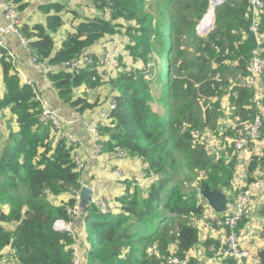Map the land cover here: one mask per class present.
<instances>
[{"label": "trees", "instance_id": "1", "mask_svg": "<svg viewBox=\"0 0 264 264\" xmlns=\"http://www.w3.org/2000/svg\"><path fill=\"white\" fill-rule=\"evenodd\" d=\"M7 1L20 12L28 6L26 0ZM92 1L100 16L82 21L58 50L54 35L63 27L65 3L41 5L46 23L26 24L19 29L37 63L56 70L48 78L59 96L80 113L94 109L97 103L76 99V91L82 86L98 88L99 72L96 65L77 69L66 66L105 36L124 30L130 39L126 49L134 59H142L144 64L154 57L159 60L156 88L147 79V67L119 74L113 82L118 92L111 116L113 126H99L105 152L121 148L143 158L149 164L148 176L152 173L157 180L149 186L146 197L138 186L132 194L128 187L126 195L118 198L123 212L116 216L101 214L91 203L84 210L90 245L87 264H161L163 261L148 253L154 245L165 258L169 247L176 245L178 254L184 257L199 243V231L190 219L201 217L205 210L197 190L189 189L198 172L206 174L199 189L209 185L213 190L232 193L237 159L212 160L205 145L193 142L188 128H207L211 115L217 118L212 110L219 109V104H207L225 95V75L233 68L226 61L238 63L233 68L236 73H247L249 53L256 45L250 31L249 0H227L218 7L215 27L206 37L196 33V25L206 14L210 0H189V4L187 0ZM174 8L182 13L175 15ZM259 27L264 35V17ZM189 39L191 45H187ZM195 50L201 53L196 56ZM1 52L6 93L0 108L10 109L19 130L10 134L0 157V206H9L7 214L0 212V220L15 225L12 231L0 226V256L9 246L15 252L14 264H75L73 235L57 231L54 224L58 220L71 222L68 208L80 204L75 196L83 189L82 172L74 161L73 148L64 139L53 146L51 128L41 123L36 94L42 93L34 84L22 83L6 52ZM160 91L165 93L169 107L165 117L154 110L162 101L156 96ZM234 92L237 96H231V102L237 117L253 118L257 112L255 91L237 86ZM262 104L264 108V98ZM259 161L255 157L250 170ZM67 193L74 196L65 206H55L48 200L49 195ZM260 264H264V251Z\"/></svg>", "mask_w": 264, "mask_h": 264}, {"label": "crops", "instance_id": "2", "mask_svg": "<svg viewBox=\"0 0 264 264\" xmlns=\"http://www.w3.org/2000/svg\"><path fill=\"white\" fill-rule=\"evenodd\" d=\"M26 1L28 3L27 8L23 12H20L22 26L26 24L30 26L38 24L44 25L46 23V17L41 13L39 7L41 5L57 1L62 3L63 0ZM65 2H67V4ZM64 3L66 4V6L70 4H77L79 6L85 5L87 7H85L86 11L94 9L97 11V13L93 17H88L87 15L86 17H83L77 12V10H68L70 7H67L63 13V27L57 34L54 35L56 50L61 47L62 43L67 40L70 34L75 32L76 27L82 21L90 18H95L97 17L98 13L101 14L97 9L94 8L93 5H91V1L89 0H82L81 2H79L78 0H66L64 1ZM70 13L72 14V16L67 18L66 16ZM6 24L7 21L5 20L4 15L0 13V25L3 26ZM120 35L121 34L105 36V38L99 41L96 46L92 47L86 52L87 54L95 56L96 58H100L103 55L104 51L113 53L117 52L120 55V63L119 69L110 67L98 68L99 78L101 81V85L98 88L89 89L85 86H82L81 88L77 89L75 94L76 99L83 98L90 104L97 103V106L94 109L87 110L84 113H80L83 117L82 121L76 120L75 114L78 112L75 111L59 96L58 91L54 89L50 79L48 78V74L50 72H56V70L47 66L37 67L32 62L30 53L23 46L20 38L14 34L7 37L9 46L12 48L16 56L19 70L22 71L24 77L36 86L37 90L45 96L54 110L63 115L67 120H76V122L73 123L71 127V131L79 139L80 147L76 151V153H74V156L78 154L87 166V169L81 173L82 187L94 188V197L104 199L107 202L110 210L112 209L113 213H117V211L119 210L121 211V206L119 205L118 198L122 197L124 193H127L128 187L130 193L134 191L135 186H138V188L142 190V193H146L149 186L157 180V177H150L148 176L147 172H144L142 159L138 156L129 155L127 158L121 159L117 158L115 154L109 152H106L109 154L102 153L98 156H95L92 136L85 127V122L89 120L96 121L99 126H113L112 117L104 118L103 114H106L110 106L113 103H116L115 97L118 96V92L114 89L113 82L118 78L119 74L124 71L123 61H126V59H128V51L126 50V47L120 46L122 40V36ZM1 57L2 52L0 51V58ZM3 80V69L0 63V88L4 86ZM21 81L22 83H25V79H22ZM247 88L254 90L252 87ZM5 93L6 89L0 97V101L3 99ZM236 94V92L233 93V91L231 90V95ZM230 105L232 108L230 109L229 113L228 111H226L223 118L224 122L221 124V121H219L218 125L215 126L214 135L218 133L221 137L224 136L220 133L221 128L225 129L226 133L230 129H234V119L237 118V114L234 111V105L232 103ZM262 110L263 113L264 108H262ZM18 130L19 128L16 122V117L11 114L10 109L0 108V142H6L10 134ZM221 137L219 140V137L217 136L218 140L216 139L214 143L212 141L213 145L216 144L214 145L217 146L216 148L219 147L218 145H220L221 140H225L224 137ZM107 139L108 138H106V140ZM51 140L53 141V145L56 144L55 142L59 141L58 137L53 133L51 135ZM4 145L5 144H0V151L3 150ZM258 146V149H255L256 147H251L245 155L247 161L249 162V182H252L254 178L261 177V175L264 173V163L261 170H258V167H256L253 171L250 170V164L255 157H261V161L264 158V133ZM117 170L122 172V174L124 175L125 183L116 178L115 172ZM248 179L246 180V182L248 181ZM232 193L231 195H234L235 191ZM72 194L67 193L61 196L49 195L48 200L55 206H62V201L67 204L68 201L73 198L74 195ZM58 200L61 202L60 205L58 204ZM204 207L205 210L201 217L192 218V220H194L193 226L199 230V243L196 247L190 250L186 254V256L190 258L193 264H218L217 262H214L212 260V254L207 249V247L209 246V244L207 243L211 242L210 245L220 247L224 243L227 232L223 227L210 226L207 224L206 217L211 215L213 211L207 205L206 201ZM250 210L251 214L249 216H246L244 220L240 222L238 230L241 237L242 247L250 252L249 260L251 264H260L261 253L264 251V192L254 194V196L252 197ZM0 212L7 214L9 212V206H0ZM85 215H83V218H81V220L74 221L76 222V228L81 232L77 233L78 236H80V238L82 239V236L85 234L86 237H83L86 238V241L88 243L87 246L83 250H81L80 254L78 251V255L81 259L82 254H84L87 258L88 252L90 250V245L87 240V232L85 229ZM4 227L9 229L10 231L15 229V225L7 224ZM83 243H85V240H83ZM15 260V252L12 247L8 246L2 251L0 256V264H14V262H16ZM86 262H83V264H85Z\"/></svg>", "mask_w": 264, "mask_h": 264}, {"label": "built area", "instance_id": "3", "mask_svg": "<svg viewBox=\"0 0 264 264\" xmlns=\"http://www.w3.org/2000/svg\"><path fill=\"white\" fill-rule=\"evenodd\" d=\"M227 0H210V8L214 7V12L216 9L224 5ZM249 6L252 14V24L250 26V31L253 33L256 41L255 48L252 50L251 59L249 66L247 67V72L249 76L246 78V85L244 87H252L255 91L254 104L256 105L257 112L251 119L242 120L239 122L235 128V134L233 137H228L224 135L225 140L220 141L219 147L214 145H208L205 143L200 132L197 129L192 130V136L197 139L199 144L205 145L208 149L212 148L213 153L218 155L216 160L224 158L227 162L231 161L234 157L237 159V165L233 172L232 178V192L235 191L234 195L227 193L228 207L225 213L218 214L213 213L206 217V222L210 226L223 227L226 230V237L224 243L220 247L215 245H209L207 249L212 254V260L218 264H251L249 257L250 252L242 247L241 237L239 234V224L244 220L246 216L251 214L250 206L252 197L254 194H259L264 192V173L261 177L254 178L252 182H249V162L246 159V153L251 147L258 149L259 143L261 142L263 132H264V112L263 108V98H264V86H263V76H264V35L260 32L261 20L264 17V0H249ZM0 13L4 15L7 21L6 25H0V51L4 50L7 57L11 60L15 72L22 79H25V84L33 83L24 77L22 71L19 70L18 62L16 56L9 46L7 37L9 35H17L23 46L29 51L32 62L37 67H45V65L37 63L36 58L32 55L29 49V42L21 35L19 29L21 28L20 11L18 7L7 0H0ZM120 55L117 52L104 51L100 58L95 56L85 54L80 59L72 64H68L66 67H71L72 69L83 68L87 66L96 65L97 69L99 67H110L119 69ZM228 65H234L230 61H226ZM216 80H220L219 76ZM239 86V85H238ZM36 100L40 103L41 116L40 121L45 126L51 128L52 133L58 137V140L64 139L69 147L73 148V154L80 147L79 139L72 133L71 127L73 123L77 121H82L83 117L80 112L75 114L76 120H67L63 115L58 113L50 105L49 101L44 95L37 93ZM116 109V103H113L108 112L103 114L104 118H109L112 116L113 111ZM86 130L92 136V142L94 146V155L98 156L104 152L103 138L100 135L99 125L96 121L89 120L85 122ZM214 136V134H213ZM214 143V141H213ZM233 146L231 153L225 151V144ZM224 152V153H223ZM115 155L117 158H127L129 156V151L121 148L115 149ZM260 157V156H259ZM261 159V157L259 158ZM74 161L78 165V170L81 172L87 169L82 158L78 154L74 156ZM260 162V161H259ZM262 162L258 163V170L262 169ZM116 178L121 182L125 183V177L117 170L115 172ZM248 181L246 182V180ZM84 188V187H83ZM92 190L91 204H94L101 214L105 215V209L107 210L106 202L104 199L94 197L95 190ZM83 190V189H82ZM81 190V191H82ZM201 190V189H198ZM81 191L75 196V199L80 202ZM201 193V192H200ZM199 191L198 194L201 197ZM233 194V193H232ZM202 198V197H201ZM79 205L74 208H68V214L72 218L71 222L67 223L64 220H58L54 224V228L57 231H70L68 224H71L78 217ZM3 221L0 220V226H4ZM74 249V262L78 263V254H76ZM171 254L166 259V264H193L187 256H180L178 254V249L176 245L171 248Z\"/></svg>", "mask_w": 264, "mask_h": 264}, {"label": "rangeland", "instance_id": "4", "mask_svg": "<svg viewBox=\"0 0 264 264\" xmlns=\"http://www.w3.org/2000/svg\"><path fill=\"white\" fill-rule=\"evenodd\" d=\"M79 2H81L82 0H78ZM89 1H91V5H93V1L92 0H89ZM62 3H64V1H62ZM66 4H67V2H65ZM187 3L189 4V0H187ZM67 7L69 8L68 10H77V12L79 13V14H81L83 17H86V15L88 16V17H93L96 13H97V11L96 10H94V9H92V10H90V11H86V9H85V5H83V6H79V5H77V4H70V5H67ZM87 8V7H86ZM83 9H84V11H85V13H84V11H83ZM209 9H210V4H209V6H208V9H207V12H206V14L208 13V11H209ZM174 10V14L176 15V14H181L182 13V11L179 9V12H178V9H176V8H174L173 9ZM186 10H188V9H186ZM87 12V13H86ZM173 13V12H172ZM206 14L204 15V16H202V18L197 22V25H196V33L199 35V36H201V37H206L209 33H210V31H212V29H214V27H215V21H214V24H213V26L212 27H210V29H208V31L209 32H205V34H199V30H198V27H199V25H201V22H202V20L204 19V17L206 16ZM70 16H72V14L70 13L69 15H67L66 17L67 18H69ZM97 16H100V14L98 13V15ZM195 18L196 17H194L193 18V16H191V20H195ZM198 20V19H197ZM185 31H188V29H186ZM203 31H205V29H203ZM120 36H122L121 38H122V40H121V44H120V46L121 47H127L128 46V44H130V39H129V37L128 36H126V34H125V31L123 30L122 31V33H121V35ZM119 36V37H120ZM57 39V38H56ZM245 39V38H244ZM192 43H191V39H189L188 40V42H187V45H191ZM192 49H193V47H191ZM255 48V47H254ZM253 48V49H254ZM252 49V50H253ZM127 50V49H126ZM252 50L250 51V53H249V59H248V64H247V66L246 67H248L249 66V63H250V59H251V53H252ZM128 51V50H127ZM192 52V51H191ZM201 52H196V50H195V52H194V55H199ZM234 62V65H233V68H235L237 65H238V63L236 62V61H233ZM233 62H231V63H233ZM158 63H159V60L157 59V57H154L151 61H149V62H147V63H145L144 64V62L142 61V59H138V60H136V59H134V56H132L131 54H130V52L128 51V59H126V61H123V69H124V71L125 70H127V72H130L131 70H143L145 67H147V69H148V71H149V74L147 75V79H148V81L149 82H153L152 83V86H153V88H156V85H155V79H156V77H157V66H158ZM231 69V70H229L228 72H226V77H227V82H228V84L227 85H225V86H228V87H222V91L223 92H225L224 94H225V96H223L221 99H219V100H217V101H211L210 100V102L207 104L208 105V107L210 106H213V104H216V102H217V104H219V109H217L216 111H213L212 110V114L213 115H217V118H215V117H213L212 115H211V122H210V125H209V127H207V129H202L201 128V130H199V129H197L199 132H200V134L203 136V137H205V139H204V141H205V143L206 144H208V145H213V143H212V141H215L216 139L218 140V138H217V136L219 137V140H220V134H216V135H214L213 136V134L215 133V129H214V127L215 126H217L218 125V122L219 121H221V124L224 122V116H225V113H226V111H228V113H229V111H230V109L232 108L231 107V97L230 96H237V94L236 95H231V90L232 91H234V89H235V87L236 86H244L245 85V82H246V78L249 76V74H248V72L247 73H244L243 71L242 72H239V73H236L235 71H234V69ZM246 71H247V69H246ZM4 91H5V89H4V86H2L1 88H0V97H1V95L4 93ZM159 99H161L162 101H161V104H159V103H157V105H155L154 106V110L157 112V113H159V115L160 116H162V117H165L166 116V114H167V112H169V107H167V102H166V95H165V93L162 91H160V92H158L157 93V95H156ZM162 102L164 103V104H162ZM205 112H206V109L204 108V111L202 112L203 113V116H205ZM214 112V113H213ZM243 119H241V118H239V117H237V118H235L234 119V129H230L227 133L225 132V129H223V128H221V130H220V133L221 134H226V136H228V137H233V135L235 134L234 132H235V128L237 127V125L239 124V122L240 121H242ZM247 120V119H246ZM189 126H187L186 128H188ZM194 129H196V128H188V130H189V134H190V136H191V138H192V140H193V142L194 143H198L199 141L197 140V139H195L193 136H192V134H191V132H192V130H194ZM16 132H18V131H16ZM229 133H231V134H229ZM224 136H222L221 138H223ZM0 144L1 145H3V144H5L4 145V148L7 146V140H6V142H0ZM54 146V145H53ZM225 146H226V148H225V151L226 152H229V153H231V151L233 150V146L232 145H229V143H226L225 144ZM3 148V149H4ZM213 150L214 149H212V148H209V154L212 156V160H216V158L218 157V155L216 156V154H214L213 153ZM1 152V154L3 153V150L2 151H0ZM105 152V151H104ZM103 152V154H109V153H104ZM111 153L112 154H115V150L113 149V151H111ZM116 156V155H115ZM142 159V165H143V167H144V172H148V170H149V164L143 159V158H141ZM259 163H261V161L259 162ZM147 170V171H146ZM151 175H149L150 177L151 176H154V175H152V173H150ZM116 176V175H115ZM154 177H156V176H154ZM206 179V174H204L203 172H198V177H197V180H196V182H193V184H192V186L189 188V189H196L197 190V192L199 191V193L201 192V190H198L199 189V186H200V182H201V180H205ZM132 193H134V191L132 192ZM131 193V194H132ZM226 195H227V192H224ZM126 193H124L122 196H124ZM146 193L145 194H143V196L144 197H146ZM199 197V196H198ZM106 202V201H105ZM199 202H200V204H202L203 206H205V200L203 199V198H201V197H199ZM60 201L58 200V204L60 205ZM62 206H65L66 205V203L64 202V201H62ZM57 204V205H58ZM119 205L120 206H122L121 205V203L119 202ZM106 206H107V210L105 209V211H106V213L108 212V213H113L112 212V209L110 210V208L108 207V204H107V202H106ZM79 208H80V206H79ZM123 211H117V213H113L112 215H110V217H113V216H116V215H114V214H120V213H122ZM78 213H79V215H78V217L76 218V221H78V220H81V218H83V213H84V211H82V209L80 208V209H78ZM192 218L193 217H191V219H190V221H192V223L194 224V220H192ZM194 218H196V217H194ZM68 226H69V228H70V231H69V233L70 234H72L73 235V239H74V245H72V250L74 251V249L76 250V247H77V252H76V254H78V251H79V254L81 253V250H83L86 246H87V241H86V238H84V237H86L85 236V234L82 236V239L80 238V236H78V234L77 233H81L80 232V230H78L77 228H76V222H72L71 224H68ZM196 228V227H195ZM85 230V229H84ZM199 231V230H198ZM83 240H85V243H83ZM7 248V247H6ZM171 248H173V245H171L170 247H169V249H168V256L172 253L171 252ZM2 253V252H1ZM148 253H150V255L151 256H155V258L157 259V260H160V261H163V263H161V264H166V259L168 258V256L165 258V257H163L162 255H161V253H160V251L158 250V248H157V246L156 245H154L151 249H149L148 250ZM10 256H11V253H10ZM86 260H87V258H86V256L84 255V254H82V259L80 258V256H78V263L79 264H83V262H86ZM85 264H87V262L85 263Z\"/></svg>", "mask_w": 264, "mask_h": 264}, {"label": "water", "instance_id": "5", "mask_svg": "<svg viewBox=\"0 0 264 264\" xmlns=\"http://www.w3.org/2000/svg\"><path fill=\"white\" fill-rule=\"evenodd\" d=\"M213 18L215 21V12L213 10ZM214 24V23H213ZM213 26V25H212ZM210 26V27H212ZM200 28V25L198 27V30ZM204 31L203 33L199 30V34H205ZM201 197L207 202V205L215 212L218 214L225 213L228 207V198L226 194L224 193L223 190L221 189H216L213 190L209 185H205L203 189L201 190L200 193ZM91 198H92V190L90 188H83L81 191V201H80V208L82 211L87 209L91 203ZM7 223H4V226H6Z\"/></svg>", "mask_w": 264, "mask_h": 264}, {"label": "bare ground", "instance_id": "6", "mask_svg": "<svg viewBox=\"0 0 264 264\" xmlns=\"http://www.w3.org/2000/svg\"><path fill=\"white\" fill-rule=\"evenodd\" d=\"M213 10L214 7L212 6L208 13L206 14V16L204 17V19L201 22L200 28L199 30L203 33L204 31H202L203 29H205V31H207L208 29H210V26L213 25L214 23V18H213Z\"/></svg>", "mask_w": 264, "mask_h": 264}, {"label": "clouds", "instance_id": "7", "mask_svg": "<svg viewBox=\"0 0 264 264\" xmlns=\"http://www.w3.org/2000/svg\"><path fill=\"white\" fill-rule=\"evenodd\" d=\"M130 155V154H129Z\"/></svg>", "mask_w": 264, "mask_h": 264}]
</instances>
